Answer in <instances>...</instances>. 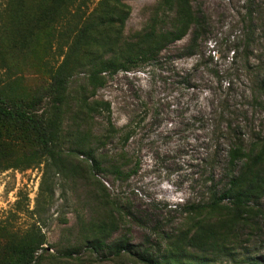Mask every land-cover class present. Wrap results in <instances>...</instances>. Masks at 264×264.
Listing matches in <instances>:
<instances>
[{
  "label": "rangeland",
  "instance_id": "374dc122",
  "mask_svg": "<svg viewBox=\"0 0 264 264\" xmlns=\"http://www.w3.org/2000/svg\"><path fill=\"white\" fill-rule=\"evenodd\" d=\"M93 22L74 62L60 154L30 156L31 145L12 132L0 141V264L32 228L45 237L41 264H142L109 246L126 240L156 256L178 245L203 254L181 241L199 226L225 245L208 254L217 256L210 264H264V193L243 218L227 201L187 209L226 188L233 143L257 144L264 161V0H0V94L28 100L47 87ZM174 30L186 36L156 59L131 63L147 34ZM101 58L133 67L96 75ZM83 101L97 111L84 117ZM88 148L127 178L97 174ZM113 200L128 217L114 218ZM101 222L109 244L102 253L60 256L83 248Z\"/></svg>",
  "mask_w": 264,
  "mask_h": 264
},
{
  "label": "trees",
  "instance_id": "16d2710c",
  "mask_svg": "<svg viewBox=\"0 0 264 264\" xmlns=\"http://www.w3.org/2000/svg\"><path fill=\"white\" fill-rule=\"evenodd\" d=\"M117 19L124 26L126 16ZM190 19L192 23H195L196 28H199L201 23L199 16ZM187 22V18H180V23L185 24ZM96 26L97 24L93 22L82 28L72 50L56 69L47 87L37 91L28 100H16L10 96L0 94V141L6 133L12 132L11 137L9 136L10 139H17L22 146H27L28 143L31 145L30 156L38 155L54 158L55 155L60 154L62 147L59 140L65 120L64 116L70 107V83L74 71V62L81 45ZM185 36L186 33L180 30L168 31L167 33L151 31L139 44L137 52L130 56L131 63L156 59L169 44ZM199 36L200 33L196 30L192 33L189 43L191 53L197 49ZM121 65L118 66V62L112 58H101L95 66L96 75L111 69L122 68L129 71L133 67L126 64ZM93 111H97L96 103L90 104L83 101V104L80 105V112L84 117L90 116ZM108 123L112 131H118L110 118H108ZM257 148V144H254L251 149L246 150L239 141L233 143L228 152L229 168L227 176L229 182L226 188L222 192L212 195L209 202L194 204L187 209L193 212L204 206H220L221 203L227 201L235 207L238 218L245 217L248 208L257 203L264 193V161L262 160L263 155L256 153ZM85 154L93 162L97 174L110 173L119 180L127 178L118 162H112L107 158L98 156L93 148H88ZM239 164H242V167H239ZM100 198L104 199L101 194ZM111 204L114 207V218H117V221L123 216L128 217L124 207L120 206L118 201L113 200ZM107 226L108 222H101L95 226L94 232L85 238L83 248L75 247L65 250L60 253V256L73 258L84 249L96 254L102 253L109 246L106 241L107 237L103 236L107 231ZM105 235L107 234L105 233ZM216 235L212 227L199 226L193 234L189 232L181 239L182 244L197 249L203 254L188 251L184 246L180 250L181 246L178 245L180 251H175L176 254L156 256L148 250H135L134 246L126 240H119L109 247L111 249L110 253L114 256L120 257L125 253L130 254L142 264H210L216 261L217 256L212 258L208 254H213L221 247H225V245L220 244ZM44 244V235L39 229L32 228L27 232L26 238L16 248L14 254L6 259L3 264H41L43 251H46Z\"/></svg>",
  "mask_w": 264,
  "mask_h": 264
}]
</instances>
